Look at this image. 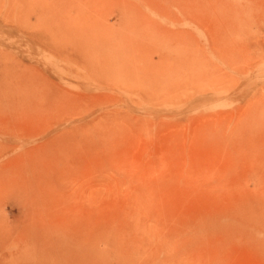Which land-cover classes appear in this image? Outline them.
Returning <instances> with one entry per match:
<instances>
[{"label":"rangeland","instance_id":"374dc122","mask_svg":"<svg viewBox=\"0 0 264 264\" xmlns=\"http://www.w3.org/2000/svg\"><path fill=\"white\" fill-rule=\"evenodd\" d=\"M0 264H264V0H0Z\"/></svg>","mask_w":264,"mask_h":264},{"label":"bare ground","instance_id":"6f19581e","mask_svg":"<svg viewBox=\"0 0 264 264\" xmlns=\"http://www.w3.org/2000/svg\"><path fill=\"white\" fill-rule=\"evenodd\" d=\"M15 1V0H14ZM23 1H25V0H23ZM16 3H19V1H16ZM201 7V6H200ZM216 7H218V6H216ZM207 8V7H206ZM25 20V19H24ZM25 22H26V20H25ZM34 36L36 37V38H38V39H40V38H46V36L44 35V33H39V34H37V33H35L34 34Z\"/></svg>","mask_w":264,"mask_h":264}]
</instances>
